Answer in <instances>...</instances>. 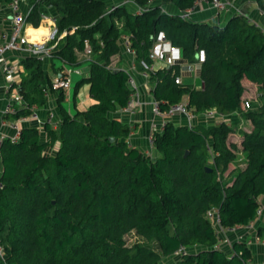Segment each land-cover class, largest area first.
Listing matches in <instances>:
<instances>
[{"label": "trees", "instance_id": "trees-1", "mask_svg": "<svg viewBox=\"0 0 264 264\" xmlns=\"http://www.w3.org/2000/svg\"><path fill=\"white\" fill-rule=\"evenodd\" d=\"M109 1L30 0L28 22L39 26L52 7L59 31L66 32L54 58L77 64V50L89 38L103 62L90 60L87 75L76 83V89L90 83L95 103L74 114L62 107L58 126L45 125L47 142L33 125L23 126L15 141L2 140L0 264H160L181 246L188 252L174 264H249L253 253L247 243L236 241L228 254L207 214L216 207L224 227L256 218L264 194V108L246 112L254 127L243 133V167L231 168L240 146L229 141L225 122L207 127L169 120L155 134L159 154L153 157L130 143L129 123L109 116L131 95L128 71L111 63L127 33L142 69L141 60H149L157 33L164 31L187 61H196L201 50L206 58L203 87L177 83L178 64L149 72L161 110L187 99L196 115L213 109L228 115L243 110L246 83L264 89V26L242 12L222 24L184 19L164 12L161 4L139 14L128 5L106 14ZM169 1L183 10L195 0ZM255 1L264 13V0ZM23 62L29 73L19 89L27 106L16 104L15 112L6 113L13 119L44 106L43 89L52 82L43 58L27 56ZM56 143L55 154L44 153ZM256 234L264 239V213ZM129 235L136 237L131 244Z\"/></svg>", "mask_w": 264, "mask_h": 264}, {"label": "built area", "instance_id": "built-area-1", "mask_svg": "<svg viewBox=\"0 0 264 264\" xmlns=\"http://www.w3.org/2000/svg\"><path fill=\"white\" fill-rule=\"evenodd\" d=\"M23 0H10V7L12 9L11 16V27L9 31L2 33L0 41V71L4 74L5 80L7 82L6 91H10L14 84L20 82L18 78L19 68H20V58L12 57L11 53H17L23 56H37L40 58H51L53 57V52L57 49L59 40L65 36L66 32H60L58 28V15L57 13H43V18L52 19V28L48 34L46 40L42 41H33L30 39L26 33L27 18L31 12L33 5L28 7L27 11H24L22 8ZM240 0H195L192 6L187 7L183 10H180V16L184 19H192L193 14L200 9L202 6L206 5L215 10L217 15H220L223 12L233 11L241 12L239 7ZM157 4L156 0H147L144 5H141L137 0H113L110 3L109 9L106 11V14L111 13L113 10H116L119 6L128 5L136 8L134 13L139 14L144 11H147L151 6ZM161 8L164 12H167L163 5ZM76 28V27H75ZM85 47L84 50L87 54H93L94 50L91 45L90 39L86 38L84 40ZM122 46L131 54L135 56V51L131 46L130 36H123ZM206 58L204 50H201L198 54V59L196 61H187L184 59L182 54V49L180 46L174 44L170 39H168L164 31H159L153 41V44L149 51V60H141L142 72L145 76H149V72L153 69H157V62H162L165 66H172L178 64L180 66V73L176 75L175 81L177 83H183L184 78L183 74L189 73L193 75H199L201 71L202 63ZM65 61V60H64ZM67 63L64 71L60 74H56L52 79L51 85L45 87L44 93L48 97L50 93L54 90H62L70 88L72 84L71 75L73 73L84 74V70L81 67L77 66L74 63ZM137 67V62L133 63L132 68L128 71L129 79L128 85L131 89L130 99L128 104L123 107V110L129 115H135L137 113V107L140 103L141 88L140 84L132 72V69ZM19 103L20 106H27L26 102L23 99L21 93H17L10 97L3 113H11L16 111L15 104ZM248 107L250 102L245 101ZM152 111L155 116L159 117V120L153 121L150 126V133L148 135V148L144 152L148 155H153V149L155 144V134L164 130L166 123L169 120H173L176 116H182L187 121L189 126L195 125L196 114L188 106L187 99H184L180 102L173 103L169 106L167 110H161L159 102L155 99L152 101ZM215 110L207 111L208 115H212ZM32 121H37L39 124L53 123L55 121V113L49 112L46 117H41L37 111V107H33L32 112L27 115H22L16 118L11 126L15 130V133L11 136L12 140H17L20 137L21 128L23 124L30 123ZM1 155V149H0ZM3 184L0 182V188ZM264 213V206H261L258 209V214L255 219L250 220L246 225H236L232 227H224L221 224L220 215L216 207L211 208L208 211V217L213 221L214 225L217 226L219 232H237L242 229L246 230H255L258 223V220L262 217ZM256 240L264 245V239L260 238L256 234ZM227 241V240H226ZM219 245V244H218ZM177 254L180 256L188 252V249L185 246H181L177 251ZM4 254V246L0 237V255ZM261 264H264L262 262Z\"/></svg>", "mask_w": 264, "mask_h": 264}, {"label": "crops", "instance_id": "crops-1", "mask_svg": "<svg viewBox=\"0 0 264 264\" xmlns=\"http://www.w3.org/2000/svg\"><path fill=\"white\" fill-rule=\"evenodd\" d=\"M9 2L10 1L0 3V41H1L2 33L5 31H9L11 27L12 9L10 7ZM30 5H31L30 0L22 1V8L24 11H27ZM170 5H173V4L170 2ZM238 5L240 6L242 13H245L246 15H249L251 13L253 15V18H256L255 19L256 22L262 23L264 25V14L257 6V3L243 2L241 4L239 2ZM255 5H256V8H255ZM168 7H169V4H168ZM49 9L50 11L48 13L50 14L55 13L52 7H50ZM179 11L180 10L178 9V11H175V12H179ZM230 12H233V11H230ZM220 15H217L213 8L204 5L193 14L192 19L197 20V21H203V22H209L212 24H216L221 21ZM250 18L252 19V16ZM52 25H53L52 19L48 17L41 19L39 26H34L32 23L27 21L26 33L28 34L30 39L33 41L46 40L52 28ZM125 35L128 36L127 33L123 34V36ZM123 36L120 39V45H121L120 52L115 54L112 57L111 66L116 69L129 70L130 68H132L133 63L135 64V62L137 61L135 59V56L129 53L122 46L121 43H122ZM10 55H12V57L18 56V58H20V68H19V74H18V78L20 82L18 84H14V87L10 91L7 92L6 91L7 82L5 80L4 74L0 71V144L4 138L11 137L15 133V130L11 126V123L15 119L10 118L9 116H6V113H3V109L5 108L11 96L17 93H20L19 84L21 83L22 79L25 76H27L29 73L27 67L25 66V63L23 62V60L27 56L19 55L17 53H11ZM77 55H78V63L76 65L81 67L82 70H84V74L73 73L71 75L72 84L70 88L64 89V91H61V90L52 91L50 95L46 97L45 105L42 107H37V111L39 115L43 118L46 117L49 112L55 113V121L53 123H49L51 126L55 128L58 126L59 122L63 118L62 107L65 109L66 112L70 114H74L77 110H80V111L86 110L87 108H89L90 105L95 103V99L92 98L90 95V83L84 82L78 87V89H76V83L77 81L82 79L83 76L87 75V72L90 69V66H89L90 60H96V61L103 62V59L98 53L87 54L84 49L77 50ZM66 66H67V63H65L63 59L58 58V57H55V58L51 57V58L43 59V70L45 71V73H47V75L50 76L51 79H53L56 74L62 73ZM157 66H158L157 68H162L165 66V64H163L162 62H157ZM132 72L137 78L140 84V88H141L140 103L138 104V107H137V113L135 115H129L123 110V108H119L118 110L114 112H110L109 116L117 117L121 119L122 121L129 123L130 126L133 128L130 134V137H129L130 143L137 146L141 150H146L149 146L147 138L150 133L151 123L153 121L159 120V117L155 116L152 111V101L155 100V97L152 93L153 83L149 79V76L148 77L145 76L142 70L138 68V64H137V67H135V69H132ZM198 76H200V74L193 75V74H189L185 72L183 74V78L185 82L193 83L197 87H203L202 79H201V82L198 83ZM85 84H87V88L85 90L86 95L84 96V98L80 99L78 96V92ZM18 104L19 103H17V105ZM17 105L15 104V107ZM229 115L231 114L222 115V114L217 113L216 111L213 112L212 115H208L205 112L203 114L196 115L194 123L205 125L207 127H214V125L209 123L210 121H212V119L214 120L215 118H217L218 120V117H219L220 120L218 121L216 120L217 121L216 124H220L223 121H225V117ZM182 119L185 120V118L183 117ZM184 120L180 121V123H177V124L184 123V125H186L187 121L186 120L184 121ZM46 123L47 122H45L44 124H39L37 121H32L30 123L23 124V126H27V125L37 126L40 129L41 141L47 142L50 138V134L45 128ZM208 124H210V126H208ZM229 141H230V138H229ZM231 141L237 142L234 140H231ZM241 141L237 142L238 145L240 146V149L236 152L237 153L236 160H242L243 158H245V163H243L245 166L247 157H246V153L241 149ZM57 146H58L57 143L54 146H51V145L46 146L44 149V153L45 154H55L57 150ZM153 152L155 156L159 154L158 150L155 147L153 149ZM2 170H3V165H2V161L0 157V175H1ZM259 200L262 203V206H264V194H262L259 197ZM219 234H220L219 244L221 245L224 244L225 248L230 251V254L234 252V249H233L234 243L236 241H243L247 243V245L251 248L252 253H253V256L249 264H261L262 262H264V245L256 240L255 230H246L244 228L237 232L225 231V232H219ZM180 257L181 256L177 254V252H175L174 254L170 256L164 257L162 260L169 262V264H174Z\"/></svg>", "mask_w": 264, "mask_h": 264}, {"label": "rangeland", "instance_id": "rangeland-1", "mask_svg": "<svg viewBox=\"0 0 264 264\" xmlns=\"http://www.w3.org/2000/svg\"><path fill=\"white\" fill-rule=\"evenodd\" d=\"M112 1L113 0H110L109 2L111 3ZM243 2H248V3H250V2L254 3L255 2L256 3L255 0H240L241 4ZM156 3L164 5L163 7L166 10H168V12L174 13L175 11H178V8L175 5H170L169 0H156ZM168 4H169V7H168ZM255 8H256V5H255ZM135 9L136 8L133 7L131 10L133 11ZM233 14L234 13L230 12V11L226 12V13L225 12L221 13V15H220L221 21L219 23L222 24L221 22H224L225 20L229 19L231 16H233ZM249 15H250V17L252 16V20L255 21L256 18H253V15L251 13ZM256 23L259 24L258 22H256ZM260 24H262V23H260ZM95 36L99 37V33H96ZM200 82H201V77L198 76V83H200ZM86 88H87V84H85L79 90L78 96L80 99L84 98V96L86 95V92H85ZM242 100L244 102L243 110L235 112V113L225 117V121H223V122L227 123L229 125V127L231 128V131L229 133L230 141L234 140V141L240 142L241 139L243 138V133L244 132H250L253 129V127H254L253 121L251 119L246 118V112H248L249 110L259 111V110L264 108V89L258 83H255V82L246 83V92L244 93ZM246 100H248L250 102L249 107L245 103ZM173 120H175L174 121L175 123H180V121H182L184 119H182V116H178V117L173 118ZM216 120H217V118H215L214 120L212 119V121H210L209 123L216 126L217 125L216 122L218 120H220L219 117H218V120L217 121ZM210 124H208V126H210ZM152 156L154 157L155 155L153 154ZM243 163H245V158H243L242 160H234L231 163V168H234L235 166L242 167V166H244ZM135 239H136V237L134 235L128 236V240H129L130 244L132 242H134ZM227 252H228V254H230L229 250H227ZM160 264H169V262L163 261Z\"/></svg>", "mask_w": 264, "mask_h": 264}, {"label": "water", "instance_id": "water-1", "mask_svg": "<svg viewBox=\"0 0 264 264\" xmlns=\"http://www.w3.org/2000/svg\"><path fill=\"white\" fill-rule=\"evenodd\" d=\"M111 140H112V141H114V140H115V138H114V137H111ZM187 153H188V152H187ZM207 169H208V170H211V167H210V166H208V167H207Z\"/></svg>", "mask_w": 264, "mask_h": 264}]
</instances>
